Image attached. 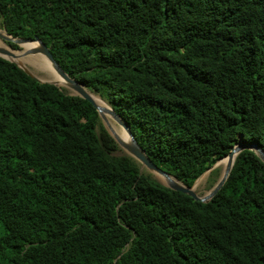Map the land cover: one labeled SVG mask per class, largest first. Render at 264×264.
<instances>
[{
  "label": "trees",
  "instance_id": "16d2710c",
  "mask_svg": "<svg viewBox=\"0 0 264 264\" xmlns=\"http://www.w3.org/2000/svg\"><path fill=\"white\" fill-rule=\"evenodd\" d=\"M0 30L41 40L187 188L237 143L264 151V0H0ZM117 149L89 102L0 58V264H264L256 154L201 203Z\"/></svg>",
  "mask_w": 264,
  "mask_h": 264
},
{
  "label": "water",
  "instance_id": "95a60500",
  "mask_svg": "<svg viewBox=\"0 0 264 264\" xmlns=\"http://www.w3.org/2000/svg\"><path fill=\"white\" fill-rule=\"evenodd\" d=\"M4 32V31H3ZM5 33V32H4ZM2 41L12 43L16 45L19 48V55L16 56L10 51H7L5 49L0 48V58L5 59L9 62L14 63L18 68H20L26 75L31 77L32 79H35L36 81L40 83H49L52 84L59 89H61L59 86H57L54 82H42L35 78L32 74H30L23 66H20L15 61L10 60L8 57L11 58H21L25 57L27 55L31 54H40L42 55L45 60L50 64V67L54 74H56L63 82L64 87H67L69 90L73 91L74 94H68L71 96H78L87 102H89L94 109L96 110L98 117L105 128V130L108 132V134L112 137L116 145L123 150L126 154V156L133 159L136 163H139L141 167H144L148 174L152 175L155 179H157L162 185H164L166 188L180 192L182 194H185L189 197H191L194 201H198L201 203H207L209 200H211L214 195L220 190L222 185L224 184L225 180L227 179L229 172L231 170V167L233 165L235 157L243 150L248 149L252 151L256 156L264 163V151L256 146H250L247 145L245 142L237 143L234 147L231 148L229 153L224 157L223 159L217 161L210 170H213L216 165H219V162L227 159V163L225 167H223V171L221 174V177L218 179L216 184L211 188L209 193L205 196H198L191 188H187L180 182H178L175 178L167 174L166 172L159 169L152 161L148 158V156L145 154V152L141 149V147L138 145L134 137L132 136L129 126L126 124V122L118 116L110 107L104 106L101 107L97 105L94 100L91 98L90 93L86 92L83 85H81L78 81L70 78L63 70L62 68L55 62L53 59L49 48L38 38H21V37H11L5 33L4 36H0ZM35 45V46H33ZM33 46V47H32ZM12 51H16L13 50ZM110 119L114 121L122 131L125 132L126 136L128 137V141L124 142L120 140L113 132L112 124L110 123ZM209 170V171H210ZM141 172V169H140ZM158 177L163 178L166 180V183H163L159 180ZM196 182V181H195ZM194 182V183H195ZM194 185V184H193Z\"/></svg>",
  "mask_w": 264,
  "mask_h": 264
},
{
  "label": "rangeland",
  "instance_id": "374dc122",
  "mask_svg": "<svg viewBox=\"0 0 264 264\" xmlns=\"http://www.w3.org/2000/svg\"><path fill=\"white\" fill-rule=\"evenodd\" d=\"M3 31V30H0ZM1 39V38H0ZM2 40V39H1ZM4 42V41H3ZM6 43V42H4ZM7 45V43H6ZM8 46V45H7ZM16 51H19L16 50ZM37 57V58H36ZM24 61L22 63V65L30 74H32L35 78H37L38 80L42 81V82H49L48 80L44 79V77L46 78L47 73L46 71L43 69V67H41V65L38 63V59L39 58H43L45 60L44 57H42V55L40 54H31V55H27V56H23L21 57ZM26 58V59H25ZM32 59V60H31ZM13 61V60H12ZM31 61V62H29ZM47 62V61H46ZM18 64V63H17ZM51 69V67H50ZM52 70V69H51ZM46 73V74H45ZM48 77V76H47ZM61 88V87H60ZM66 94H74L73 91L69 90L67 87H62L61 88ZM86 92L89 93V91L87 89H85ZM92 94V93H90ZM94 97H97L96 95L92 94ZM98 98V97H97ZM102 101V100H101ZM103 102V101H102ZM105 106L109 107L105 102H103ZM110 123L115 126L116 128L120 127L110 119ZM126 153L121 150L119 147L117 149V151L114 153V155L116 156H121V155H125ZM220 163V162H219ZM139 165V169H141L142 173H148V171L144 168L141 167V165L139 163H137ZM214 169L218 170V179L221 177L222 171H223V167L220 165H217L214 167ZM209 172L207 171L205 172L203 175H201L195 182V184L192 186L194 188V192L198 195V196H205L209 193V191L211 190L212 186V181L209 180ZM160 181H162L161 178H159ZM198 181V182H197Z\"/></svg>",
  "mask_w": 264,
  "mask_h": 264
},
{
  "label": "bare ground",
  "instance_id": "6f19581e",
  "mask_svg": "<svg viewBox=\"0 0 264 264\" xmlns=\"http://www.w3.org/2000/svg\"><path fill=\"white\" fill-rule=\"evenodd\" d=\"M5 35V33L3 32V31H0V36H4ZM1 38V37H0ZM33 46H35V45H33ZM32 46V47H33ZM0 48H2V49H5V50H7V51H10L11 53H13L14 55H16V56H18L19 55V52L18 51H12V49L9 47V46H7L6 45V43H4L1 39H0ZM43 57V56H42ZM7 58H9L10 60H13V61H15L16 63H18L19 65H22V63H23V59L22 58H11V57H8L7 56ZM37 58V57H36ZM26 59V58H25ZM32 60V59H31ZM38 63L41 65V67H43V69L46 71V73H47V76H46V78L44 77V79H46V80H48V81H51V82H54V83H56L57 84V86H59V87H64V82L56 75V74H54L53 73V71L50 69V64L48 63V62H46V60H44L43 58H39L38 59ZM29 62H31V61H29ZM45 73V74H46ZM90 96H91V98L94 100V102L97 104V105H99V106H101V107H104L105 105H104V103L99 99V98H97V97H94L92 94H90ZM112 129H113V132H114V134L120 139V140H122V141H124V142H127L128 141V137L126 136V134H125V132L124 131H122L121 129H119V128H116L115 126H113L112 125ZM226 163H227V159H224V160H222V161H220V163H219V165L220 166H222V167H225V165H226ZM217 166V165H216ZM158 178H161V177H158ZM162 179V182L163 183H166V180H164L163 178H161ZM198 182V181H197ZM195 184V183H194ZM192 190L194 191V188H192Z\"/></svg>",
  "mask_w": 264,
  "mask_h": 264
}]
</instances>
